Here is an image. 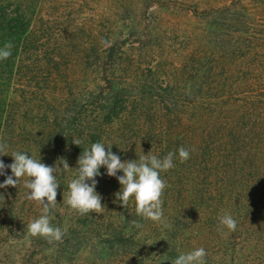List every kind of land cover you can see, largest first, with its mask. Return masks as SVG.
I'll return each instance as SVG.
<instances>
[{"label": "rangeland", "instance_id": "rangeland-1", "mask_svg": "<svg viewBox=\"0 0 264 264\" xmlns=\"http://www.w3.org/2000/svg\"><path fill=\"white\" fill-rule=\"evenodd\" d=\"M1 10L29 27L0 60V161L21 151L58 167L49 215L63 236L30 235L41 210L22 177L0 189V264H171L200 247L206 264H264V0H0ZM94 142L122 162L189 150L160 173L161 222L114 202L120 185L103 167L104 209L65 205Z\"/></svg>", "mask_w": 264, "mask_h": 264}, {"label": "clouds", "instance_id": "clouds-1", "mask_svg": "<svg viewBox=\"0 0 264 264\" xmlns=\"http://www.w3.org/2000/svg\"><path fill=\"white\" fill-rule=\"evenodd\" d=\"M11 48L10 43L0 46V60H5L12 54ZM71 142L76 146L81 143L79 139H71ZM111 146L94 142L80 154L76 162L75 178L67 182L65 205L82 215L104 209L100 195L95 192V178L100 175L99 170L103 167L104 174L115 177L120 185L119 190L113 193L114 202H119L124 207L131 201L139 216L161 222L160 197L165 182L161 179L160 173L173 168L174 159L181 163L185 162L189 158V150L179 147L175 153L170 151L162 158L141 153L139 159L122 162L118 155L111 152ZM4 147L0 145V152ZM10 156L12 158L10 164L5 165L0 161V176L5 177L0 183V189L16 187L23 177V186L27 190L25 198L37 202L41 210V215L27 225L28 232L32 236L45 237L49 242L60 241L63 232L50 223L49 215L50 205L56 204L57 188L60 186L56 177L58 167L45 165L40 162V158L34 159L26 152L15 151ZM59 161H62V164L59 163L62 168L70 169L66 161L63 159ZM6 168L10 171V175H5ZM118 172L121 175H117ZM219 224L229 232L236 228V221L230 214L222 215ZM136 226L140 227L139 224ZM206 255L203 247L194 248L188 252H181L171 264H206Z\"/></svg>", "mask_w": 264, "mask_h": 264}, {"label": "trees", "instance_id": "trees-1", "mask_svg": "<svg viewBox=\"0 0 264 264\" xmlns=\"http://www.w3.org/2000/svg\"><path fill=\"white\" fill-rule=\"evenodd\" d=\"M29 27V20L26 16H23L17 10H1L0 12V42L10 43L12 45V54L17 51L18 45L20 44V38L26 33ZM0 43V44H1ZM14 44V45H13ZM11 54V55H12ZM7 69L5 72L12 70V65L9 66L7 63ZM119 101L115 100L112 108L109 109V114L116 110Z\"/></svg>", "mask_w": 264, "mask_h": 264}]
</instances>
